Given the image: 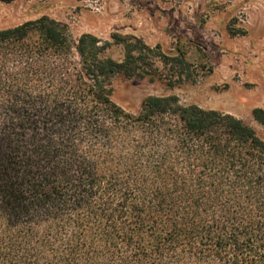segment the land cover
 <instances>
[{
    "label": "trees",
    "instance_id": "trees-1",
    "mask_svg": "<svg viewBox=\"0 0 264 264\" xmlns=\"http://www.w3.org/2000/svg\"><path fill=\"white\" fill-rule=\"evenodd\" d=\"M111 37L122 60L45 14L0 27V264H264V139L176 95L121 106L152 49Z\"/></svg>",
    "mask_w": 264,
    "mask_h": 264
},
{
    "label": "rangeland",
    "instance_id": "rangeland-1",
    "mask_svg": "<svg viewBox=\"0 0 264 264\" xmlns=\"http://www.w3.org/2000/svg\"><path fill=\"white\" fill-rule=\"evenodd\" d=\"M47 15L77 38L111 42L105 55L122 60L113 34L136 37L152 49L144 78L115 79L114 99L136 110L148 95L232 114L264 139L252 116L264 109V0H0V27ZM159 54V55H158ZM182 56L188 73L159 56Z\"/></svg>",
    "mask_w": 264,
    "mask_h": 264
}]
</instances>
